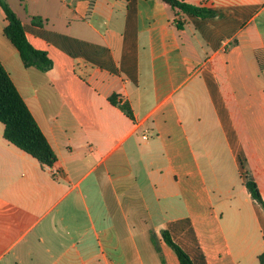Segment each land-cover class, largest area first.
<instances>
[{"label": "crops", "instance_id": "1", "mask_svg": "<svg viewBox=\"0 0 264 264\" xmlns=\"http://www.w3.org/2000/svg\"><path fill=\"white\" fill-rule=\"evenodd\" d=\"M4 1L52 61L23 65L0 5V62L57 159L0 122V264H178L164 231L194 264H258L264 0Z\"/></svg>", "mask_w": 264, "mask_h": 264}, {"label": "trees", "instance_id": "2", "mask_svg": "<svg viewBox=\"0 0 264 264\" xmlns=\"http://www.w3.org/2000/svg\"><path fill=\"white\" fill-rule=\"evenodd\" d=\"M173 7H178L183 11L195 15H206L208 12L200 7L190 5L180 0H164ZM3 9L6 24H4L3 34L18 50L22 63L25 67L34 66L42 71L52 68V61L46 54V51L33 47L25 36L23 25L4 0H0ZM37 22L38 17H33ZM255 55L259 67L264 70V51L256 50ZM110 101L118 104L114 97ZM120 108L127 114L131 115L130 109L126 104H120ZM0 122L3 124V136L10 143H13L23 151L34 157L41 165H52L56 161V155L50 144L34 120L31 112L17 91L9 74L0 62ZM245 186L249 195L264 210V200L260 195L257 184L252 179L245 181ZM165 242L175 252L178 264H194L186 251L175 243L167 231L163 232ZM258 264H264V251L258 257Z\"/></svg>", "mask_w": 264, "mask_h": 264}, {"label": "rangeland", "instance_id": "3", "mask_svg": "<svg viewBox=\"0 0 264 264\" xmlns=\"http://www.w3.org/2000/svg\"><path fill=\"white\" fill-rule=\"evenodd\" d=\"M166 247H168V252L172 255V257L175 259L177 256H176V254H175V252L172 250V248H170L169 246H166ZM165 256V255H164ZM163 257V256H162ZM166 258V260H167V262H168V260H169V257H165Z\"/></svg>", "mask_w": 264, "mask_h": 264}, {"label": "built area", "instance_id": "4", "mask_svg": "<svg viewBox=\"0 0 264 264\" xmlns=\"http://www.w3.org/2000/svg\"><path fill=\"white\" fill-rule=\"evenodd\" d=\"M144 138H146V136H143ZM45 168H47L51 173L55 172V169L53 168L52 165H44Z\"/></svg>", "mask_w": 264, "mask_h": 264}]
</instances>
